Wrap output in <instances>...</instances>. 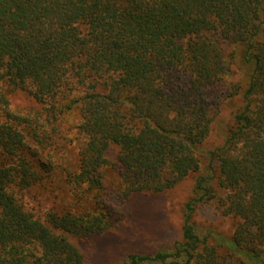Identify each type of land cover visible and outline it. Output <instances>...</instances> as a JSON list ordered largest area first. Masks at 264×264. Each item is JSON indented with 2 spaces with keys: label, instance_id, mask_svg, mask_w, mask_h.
<instances>
[{
  "label": "trees",
  "instance_id": "obj_1",
  "mask_svg": "<svg viewBox=\"0 0 264 264\" xmlns=\"http://www.w3.org/2000/svg\"><path fill=\"white\" fill-rule=\"evenodd\" d=\"M237 61L246 87L225 90L241 104L207 147ZM190 174L181 239L124 264H264V0H0V264H86L72 237ZM209 202L231 235L197 230Z\"/></svg>",
  "mask_w": 264,
  "mask_h": 264
},
{
  "label": "rangeland",
  "instance_id": "obj_2",
  "mask_svg": "<svg viewBox=\"0 0 264 264\" xmlns=\"http://www.w3.org/2000/svg\"><path fill=\"white\" fill-rule=\"evenodd\" d=\"M245 69L246 67L237 61L232 73L226 77L225 85H220L215 92L222 100L217 123L205 142L207 147L212 148L222 142L224 125H230L234 108L241 104L240 95L233 99L227 97L228 90L225 88L237 84L240 88H245ZM12 102L19 107H27L30 104L22 93L13 96ZM78 120V112H74L68 115L65 123L67 140L63 155L67 164L74 160L80 145L79 136L76 134ZM115 155L116 149H113L109 158L115 160ZM205 164L206 159H203V165ZM111 176L113 178L114 174ZM196 177V174H190L173 188L159 194L134 195L125 203L127 214L115 227L93 237H72L70 240L77 245L86 264H124L126 256L130 253L151 254L158 248L169 249L174 242L181 239L184 204L193 194ZM61 178L62 176L60 181ZM107 178L110 180L109 176ZM65 192L60 187L55 189L57 196H53L58 203L68 200V192ZM193 222L201 234L213 229L229 236L234 227V220L223 215L213 202L198 206L193 214Z\"/></svg>",
  "mask_w": 264,
  "mask_h": 264
}]
</instances>
